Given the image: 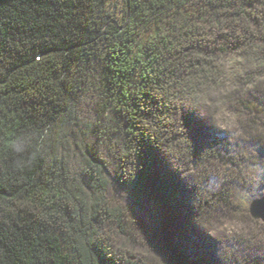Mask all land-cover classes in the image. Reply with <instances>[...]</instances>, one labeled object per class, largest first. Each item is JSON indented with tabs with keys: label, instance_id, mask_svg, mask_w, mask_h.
I'll list each match as a JSON object with an SVG mask.
<instances>
[{
	"label": "trees",
	"instance_id": "1",
	"mask_svg": "<svg viewBox=\"0 0 264 264\" xmlns=\"http://www.w3.org/2000/svg\"><path fill=\"white\" fill-rule=\"evenodd\" d=\"M251 141L264 152V0H125L122 19L107 0H0V264H148L123 238L149 217L172 264H213L177 243L184 169L246 167ZM245 251L232 264H264Z\"/></svg>",
	"mask_w": 264,
	"mask_h": 264
},
{
	"label": "rangeland",
	"instance_id": "2",
	"mask_svg": "<svg viewBox=\"0 0 264 264\" xmlns=\"http://www.w3.org/2000/svg\"><path fill=\"white\" fill-rule=\"evenodd\" d=\"M107 9L122 19L125 0H107ZM217 113L216 121L221 128L230 129L228 138L233 148L239 133L231 129L237 127V117L226 108L218 109ZM255 143H248L246 167L239 164V158H224L223 165L220 161L203 164L201 167L204 168L198 169L195 174H192L194 169L181 168L184 169L182 178L190 196L195 198L197 194L192 228L177 242L189 258L205 256L213 264H232L236 258L242 259L247 246H251L252 250L259 249L258 253L264 258V223L249 212L250 201L264 195V152L258 151ZM119 198L123 203L127 200ZM154 213L158 217V213ZM147 221L150 233L146 236L137 234L135 241L123 238L127 246L133 245L143 256H148V264H172L161 244L159 222L151 217Z\"/></svg>",
	"mask_w": 264,
	"mask_h": 264
},
{
	"label": "water",
	"instance_id": "3",
	"mask_svg": "<svg viewBox=\"0 0 264 264\" xmlns=\"http://www.w3.org/2000/svg\"><path fill=\"white\" fill-rule=\"evenodd\" d=\"M249 212L252 217L264 223V195L254 197L249 203Z\"/></svg>",
	"mask_w": 264,
	"mask_h": 264
}]
</instances>
